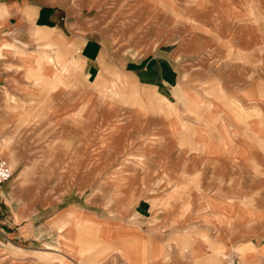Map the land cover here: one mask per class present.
<instances>
[{
    "label": "crops",
    "instance_id": "1",
    "mask_svg": "<svg viewBox=\"0 0 264 264\" xmlns=\"http://www.w3.org/2000/svg\"><path fill=\"white\" fill-rule=\"evenodd\" d=\"M129 1L133 3L143 0H0V152L2 156L7 159L13 156L15 153L12 151L13 139L18 137L20 132L28 129H35L37 136L46 137V135H54V128L60 121L59 125L62 127H59L68 128L62 130L65 141L71 140L70 137L67 139V136L73 134L72 124H76L75 127L79 128L80 134H87V101L94 103L89 116L94 118L95 131L98 137L101 135L103 144L104 141L107 142L105 139L107 136L115 135L120 129L130 132L128 123L134 117L133 109L115 110L111 97L117 88L123 89L124 93L128 91L130 93L134 82L143 89L154 92L162 90L161 98L165 99L168 105L176 109L183 107L186 109L188 104H183L185 96L180 86L182 81L186 80L184 78L186 59L181 58L182 48L180 49L177 43L187 42L185 40L187 36L182 40L176 27H170L167 33L160 26H154L150 31L152 37L147 40L137 44L126 42L122 43V46H117L113 42V36L110 37V34L108 36L104 31L106 28L104 22L113 15L110 11L106 14L107 18H104L101 16V10L108 5L125 4ZM224 11V2L217 1L215 12L218 17L221 15L224 17ZM136 12L131 11L130 15L136 17ZM233 21H236V17ZM126 46H139V48L132 47L138 51V54H125L122 59H117L114 47ZM183 56L185 57L184 51ZM196 79L202 82L197 76ZM195 88L196 91L203 90L202 87L195 86ZM86 89H90L91 92L88 93ZM220 93L226 96L224 87H221ZM102 101L106 102L102 103ZM206 104L208 103L195 104L196 108L192 112L199 113L191 122L199 128H209L205 135L210 139L218 134L211 128L212 126L253 123L247 120L237 122V118L231 116L229 112H213L219 111V107L211 106L212 103ZM222 107L224 108L223 105ZM202 111H206L209 117H202L204 114ZM148 118L153 121L148 123L147 118H144V122L148 123V130L152 132L151 142L160 140L156 141V146L160 145L163 148L166 145L165 140H162L165 139L162 136L165 133L181 136L178 129L180 120L166 125V122H160V119L158 123L155 122L158 117ZM235 127L232 129L230 126L231 129L223 130L222 134L246 133V127L241 131H237ZM156 130L162 132L155 134L153 131ZM201 133V131L196 132V140L204 150L194 153L195 159L187 155L181 146L172 154L162 153V160L172 158L175 171L164 172L160 178L162 180L154 181L149 185L147 192H144L139 184L130 188H110L106 193L117 197L114 201L110 199L111 204H108V194L104 193L106 196H103V193H100L93 196L90 194L91 190H84L80 194L74 191L64 194L59 198V202L51 207L45 205L33 207L17 193V188L27 185L26 178L19 176L17 183L6 184L11 182L10 180L0 185V234L6 235L9 241L37 239L49 242L50 237H53L60 249L58 253L74 261L79 257L78 245H98L93 243L86 232L85 240L77 243L79 235L76 227L78 224H83L88 230L87 226L96 225L99 244L103 251L102 264H192L191 255L196 251L195 239L198 235H189L191 231L189 227L190 224L194 226L200 224L198 229L202 228L203 224L200 222L203 220L198 214L182 218V215L177 216L176 213L168 212V208L178 206H171V202L168 206L167 194L176 189L185 192L190 190L213 192L221 187L227 191L228 203L221 205L216 201L218 203L211 206L214 208L221 205L227 208L222 213L212 209L213 218L220 224L221 214H228V220L235 221L237 215L251 212L250 206L247 205L252 203L250 190L260 185L257 181L261 180H258L257 175L264 173V152H261L260 148L256 147L251 151L250 145L246 142L249 150L243 145L234 148L229 145L227 151H210L213 145ZM246 134L253 140L263 139L260 137L258 127L254 125L251 126V132ZM245 138L248 139L247 136ZM68 143V147L64 149L71 158V141ZM96 145L100 149H104V146L109 147V145L100 147L99 142ZM223 153L226 154L224 155L226 163L232 169L227 177H220L217 175L220 171H213L217 164L221 165L219 155ZM8 160L12 162L11 159ZM70 160L66 159L64 162L66 167L72 165ZM190 161L196 162L197 168L194 172H189L187 169L186 165ZM42 163H44L42 160H37L32 167L42 168L44 165ZM18 165L17 168L22 167ZM97 165L100 169L84 168L85 173L83 171L81 176L91 175L93 181L103 182L111 179L127 180L134 175L132 171L134 168H130V172H125V175L119 176L118 173L111 175V172H106L105 166ZM192 174L197 175L196 178ZM190 175L193 176L191 181L186 179ZM169 177L179 184L170 187L169 182L172 181L168 179ZM132 179L133 177L130 178ZM261 182L264 183V179ZM239 188H242L245 194V201H242L244 208H237L235 201H231L232 198H237L233 190ZM147 193L159 197H141ZM123 196L131 199H122ZM191 240H195L196 245ZM233 249L230 250V245H227L221 246L219 250L228 255L229 260L235 255L239 264H247L241 256L254 250L250 246ZM259 249L264 251V246H260ZM259 249L255 250L259 251ZM96 256L97 253L88 256L86 262L96 260ZM99 260L100 258L97 261Z\"/></svg>",
    "mask_w": 264,
    "mask_h": 264
},
{
    "label": "rangeland",
    "instance_id": "2",
    "mask_svg": "<svg viewBox=\"0 0 264 264\" xmlns=\"http://www.w3.org/2000/svg\"><path fill=\"white\" fill-rule=\"evenodd\" d=\"M217 1L219 0H143L112 4L102 9L100 12L102 17L107 18L106 14H109L110 11L114 16L104 22L106 27L104 31L108 36L109 34L110 37L113 36V42L117 46H122V43L126 42L137 44L142 40H147L152 37L150 31L154 26H160L167 33H169L170 27H176L182 40L187 36L185 39L187 42L177 44L180 49L182 48L181 58L186 59L184 71L186 80L182 81L180 86L181 92L185 96L183 104H188V106L186 109L184 107L173 108L172 105H168L165 99L161 98L163 97L162 90L154 92L150 89H143L136 86L135 82L130 93H128L129 91L124 93L123 89L119 88L118 90L117 88L113 92L111 102L115 110L133 109L134 117L128 123L130 132L120 129L115 135L107 136L105 138L107 142L104 141L103 144L101 135L98 137V133L95 131L94 118L89 116V111L93 108L94 103L87 101V134H80L79 128L75 127L76 124H72L73 134L67 136V139L70 137L71 140L65 141L62 130H68V128H61L59 121L57 127H61L54 128V135L37 136L35 129L20 132V135L13 139L12 151L15 153L8 158L12 162L2 156L0 152V157L6 161L13 173L11 182L6 184L19 182L17 181L19 176L26 178L27 185L17 188V193L33 207L35 205L51 207L54 203L59 202V198L71 191L80 194L81 191L91 190L90 194L93 196L100 193H103L104 196V193L109 192L110 188H130L139 184L142 190L147 192L149 185H152L154 181L162 180L160 178L164 172L171 173L175 169L172 158L166 161L162 160V153L172 154L181 146L187 155L194 157V153L204 150L197 143L196 132L201 131V134L205 135L209 128H199L192 124L191 121L194 117L197 118L199 113L192 112L196 108V103H212L211 106L219 107V111L213 112H229L231 116L237 118V122L253 121V123L237 126H212L211 128L218 134H215L216 136L212 139L205 135L206 140L213 145L210 151L222 152L227 151L229 145L233 148L243 145L248 150L250 148L253 151L257 147L261 152H264V0H222L225 10L224 17L222 15L218 17L215 12ZM131 11H137L136 17L130 15ZM234 17H236V21H233ZM132 47L139 48V46L114 47L115 57L122 59L125 54H138V51ZM116 70L117 68H115ZM196 76L202 82L197 80ZM195 86L202 87L203 90L196 91ZM221 87L225 88L226 96L221 95ZM87 91L91 92L90 89ZM167 98L169 99V97ZM105 102L102 101V103ZM202 112L204 113L202 117H209L206 111ZM219 114L218 116H220ZM145 117L148 123L149 121L153 122L148 117H158L155 122L158 123L160 119V122H166V125L180 120L178 129L181 136L176 137L165 133L162 135L165 139L162 140H165L166 145L163 148L160 145L156 146V141L160 140L151 142L152 132L150 133L147 128L148 123L144 122ZM252 125L258 127L260 137L263 138L261 141L253 140L246 134L251 132ZM230 126L232 129L236 126L237 131H241L244 127L247 130L244 134L231 132L222 134L223 130L231 129ZM76 132L77 134H74ZM153 132L160 134L162 131ZM246 136L248 139L245 138ZM70 141L71 158L64 149L68 147L67 144L69 145ZM81 141L84 143L80 144ZM98 142L100 147L103 145H109V147L104 146V149H100L96 145ZM246 142L250 145H248L249 148L245 144ZM224 155L226 154L219 155L221 165L217 164L213 170L220 171L217 174L220 177H227L229 171L232 170L226 163ZM66 159L73 160V162L70 160L71 166H65ZM37 160H42L44 165L42 168L34 169L32 166ZM97 164L105 166L106 172H111V175L118 173L119 176L125 175V172H130V168H134L135 170H132L134 175L131 176L133 179L130 180V177L127 180L111 179L99 182L93 181L91 175L81 176L84 168L100 169ZM195 164L196 162L193 161L188 162L186 166L189 172H194L197 168ZM17 165L29 168H17ZM192 175L186 179L191 181ZM257 176L258 180L264 179V173ZM168 179L172 181L169 182L170 187L173 184H179L171 177ZM261 181H257L260 183L259 186L250 190L252 203L247 205L250 206L251 212L246 215L244 213L237 215L235 221H229L228 214H221L227 208L221 205L228 203L226 202L228 201L227 191L221 187L213 192L206 190L185 192L176 189L167 194L168 206L169 202H171V206H178L168 208V212L176 213L177 216L182 215V218L198 214V217L203 220L200 223L203 224L204 230L198 229L200 224L198 226L190 224L189 227L191 230L189 235H198V238L195 239L198 246L194 243L195 240H191L196 245V251L194 255H191L192 264H230L231 260V264H239L235 255L229 260L228 255L226 256L222 250L220 252V247L230 245V250L232 248L233 251V248L241 246H250L254 249L264 246V183ZM233 192L237 198H232L231 201H235L237 208H244L243 189H235ZM141 197H159V195L147 193ZM107 198L108 204H111L110 199L114 201L117 197L108 194ZM124 198L131 199V197L123 196L122 199ZM216 201L221 205L212 208L211 204H217ZM212 209L221 211L220 224L213 218ZM87 228L88 230L85 225L78 224L76 227V232L79 235L77 243L85 240L86 232L89 238H92L93 243H98V245H78L79 257L76 260L73 259L75 263L71 261L72 259L65 258L58 253L60 249L55 244L53 237H50L49 242L37 239L9 241L6 235L0 234V264H102L103 251L99 244L100 240H98L97 226L92 225ZM92 240L90 241L92 242ZM192 243L190 244L191 249ZM94 253L98 254L95 262H86L88 256ZM99 258L100 260L97 261Z\"/></svg>",
    "mask_w": 264,
    "mask_h": 264
},
{
    "label": "bare ground",
    "instance_id": "3",
    "mask_svg": "<svg viewBox=\"0 0 264 264\" xmlns=\"http://www.w3.org/2000/svg\"><path fill=\"white\" fill-rule=\"evenodd\" d=\"M241 258L244 260V263L247 264H261V263L264 264V251L263 250L256 251L254 249L253 251L249 252L247 255L246 254L242 255Z\"/></svg>",
    "mask_w": 264,
    "mask_h": 264
},
{
    "label": "built area",
    "instance_id": "4",
    "mask_svg": "<svg viewBox=\"0 0 264 264\" xmlns=\"http://www.w3.org/2000/svg\"><path fill=\"white\" fill-rule=\"evenodd\" d=\"M13 177L11 169L5 160L0 157V185L9 182Z\"/></svg>",
    "mask_w": 264,
    "mask_h": 264
}]
</instances>
